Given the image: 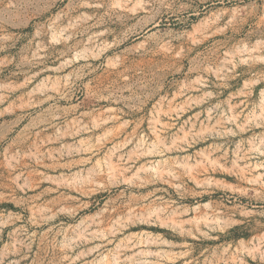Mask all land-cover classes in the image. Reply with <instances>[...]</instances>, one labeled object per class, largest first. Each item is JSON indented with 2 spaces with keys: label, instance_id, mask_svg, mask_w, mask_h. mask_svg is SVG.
<instances>
[{
  "label": "rangeland",
  "instance_id": "374dc122",
  "mask_svg": "<svg viewBox=\"0 0 264 264\" xmlns=\"http://www.w3.org/2000/svg\"><path fill=\"white\" fill-rule=\"evenodd\" d=\"M0 264H264V0H0Z\"/></svg>",
  "mask_w": 264,
  "mask_h": 264
},
{
  "label": "bare ground",
  "instance_id": "6f19581e",
  "mask_svg": "<svg viewBox=\"0 0 264 264\" xmlns=\"http://www.w3.org/2000/svg\"><path fill=\"white\" fill-rule=\"evenodd\" d=\"M236 10H238V8H237ZM238 12H239V11H238ZM238 12H237V13H238ZM155 37H156V36H155ZM160 38H161V37H160ZM157 42H158V41H157ZM159 44H160V43H159ZM163 44H164V43H163ZM150 46H151V45H150ZM166 46H167V45H166ZM166 46H165V47H166ZM163 47H164V46H163ZM149 49H150V48H149ZM156 49H157V48H156ZM146 50H147V49H146ZM43 98H44V97H43ZM43 98H42V99H43ZM45 98H46V97H45ZM46 99H47V98H46ZM46 99H45V100H46ZM51 99H52V98H51ZM43 100H44V99H43ZM55 100H56V99H55ZM39 101H40V100H39ZM60 101H61V99H60ZM37 104H38V103H37ZM47 106H48V105H47ZM42 107H43V106H42ZM70 108H71V107H70ZM74 108H75V107H74ZM63 111H64V110H63ZM66 112H67V111H66Z\"/></svg>",
  "mask_w": 264,
  "mask_h": 264
}]
</instances>
